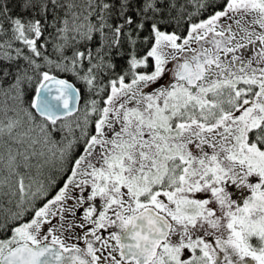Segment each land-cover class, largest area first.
<instances>
[{
    "label": "snow or ice",
    "instance_id": "obj_1",
    "mask_svg": "<svg viewBox=\"0 0 264 264\" xmlns=\"http://www.w3.org/2000/svg\"><path fill=\"white\" fill-rule=\"evenodd\" d=\"M0 264H264V0H0Z\"/></svg>",
    "mask_w": 264,
    "mask_h": 264
}]
</instances>
